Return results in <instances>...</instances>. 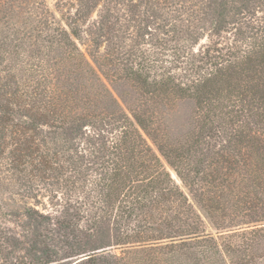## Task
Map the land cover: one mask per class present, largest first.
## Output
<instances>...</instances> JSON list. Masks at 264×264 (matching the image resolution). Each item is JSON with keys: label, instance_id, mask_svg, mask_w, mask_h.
I'll return each mask as SVG.
<instances>
[{"label": "trees", "instance_id": "1", "mask_svg": "<svg viewBox=\"0 0 264 264\" xmlns=\"http://www.w3.org/2000/svg\"><path fill=\"white\" fill-rule=\"evenodd\" d=\"M0 264H264V0H0Z\"/></svg>", "mask_w": 264, "mask_h": 264}, {"label": "rangeland", "instance_id": "2", "mask_svg": "<svg viewBox=\"0 0 264 264\" xmlns=\"http://www.w3.org/2000/svg\"><path fill=\"white\" fill-rule=\"evenodd\" d=\"M47 5L52 9L56 0H45Z\"/></svg>", "mask_w": 264, "mask_h": 264}]
</instances>
